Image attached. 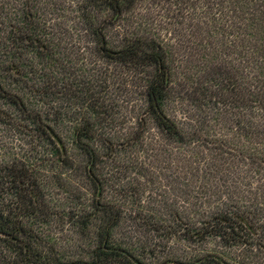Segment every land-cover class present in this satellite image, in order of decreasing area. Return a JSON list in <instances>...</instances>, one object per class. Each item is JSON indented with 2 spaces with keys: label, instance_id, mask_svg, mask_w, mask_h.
Here are the masks:
<instances>
[{
  "label": "rangeland",
  "instance_id": "374dc122",
  "mask_svg": "<svg viewBox=\"0 0 264 264\" xmlns=\"http://www.w3.org/2000/svg\"><path fill=\"white\" fill-rule=\"evenodd\" d=\"M206 11L204 0H134L118 18L100 0H0V82L28 112L47 119L66 149L64 156L35 131L27 112L0 95V167L21 161L36 170L51 214L34 228L61 260H91L99 228L117 219L112 240L146 264L190 263L209 254L231 264H264V255L225 247L218 238L178 235L236 199L227 195L238 190L240 170L220 167V143L197 141L198 133L186 144L164 135L148 109L151 71L115 64L98 51L97 28L113 49L135 38L164 44L175 85L165 110L193 135L203 127L208 93L198 82L219 79L220 64H238L235 37L226 42L222 22H210ZM36 31L46 50L21 43L22 32ZM12 60L20 75L6 70ZM88 123L95 134L84 141L100 156V209L89 158L77 141ZM215 133L229 132L220 126Z\"/></svg>",
  "mask_w": 264,
  "mask_h": 264
},
{
  "label": "trees",
  "instance_id": "16d2710c",
  "mask_svg": "<svg viewBox=\"0 0 264 264\" xmlns=\"http://www.w3.org/2000/svg\"><path fill=\"white\" fill-rule=\"evenodd\" d=\"M100 1L118 18L134 4V0ZM204 4L209 21L222 22L221 35L226 38V42L232 43L230 39L235 37L238 64L236 67L220 64L218 69L221 73L217 82H198L197 88L201 85V89L209 94L206 95V109L201 117L203 127L195 130L193 135L184 130L165 110L166 103L172 100L175 85L169 66L170 52L164 44L156 39L135 38L125 40L120 47L113 49L109 47L102 29L97 28L95 37L98 51L103 58L115 64L151 71L146 85L148 109L164 135L186 144L190 137L198 133L197 141H212L214 145L220 143L221 146L216 147L218 155L223 158L220 160V167H237L240 170V177L234 183L238 190L227 195L236 199L226 204L225 208L212 213L201 227L192 228L185 233L178 231V235H182L187 241L198 242L211 237L218 238L225 247H239L244 254L264 255V0H204ZM23 33L25 37L21 39V43L46 50L37 31L32 35L27 32H22V35ZM222 53L231 56L225 49ZM6 70L10 76L21 74L19 65L14 60L7 65ZM0 95L20 111L28 113L36 127L35 131L43 138L51 144H58L55 137L60 136L47 123V119L38 113L28 112L24 100L8 92L1 82ZM201 120L197 122L201 123ZM220 126L226 127L229 133H215V128L219 129ZM202 133L203 136L200 135ZM92 134H95L94 125L88 123L78 129L77 141L89 158L88 171L97 189L96 203L100 209L103 207L100 203L102 183L97 175L100 156L84 141L89 140ZM60 150L65 156L66 149ZM1 166V264H146L112 240V229L117 225V219L109 220L108 225L99 228L98 245L91 260H61L50 242L34 228L35 222L46 223L51 214L36 170L21 161ZM227 171L230 172V169ZM241 189L249 197L242 195ZM100 213L106 215L105 210ZM162 264L231 263L218 255L209 254L190 263L170 259Z\"/></svg>",
  "mask_w": 264,
  "mask_h": 264
},
{
  "label": "water",
  "instance_id": "95a60500",
  "mask_svg": "<svg viewBox=\"0 0 264 264\" xmlns=\"http://www.w3.org/2000/svg\"><path fill=\"white\" fill-rule=\"evenodd\" d=\"M59 147L62 149V151H65V147H64V144L63 142L61 141V139L59 137H55Z\"/></svg>",
  "mask_w": 264,
  "mask_h": 264
}]
</instances>
